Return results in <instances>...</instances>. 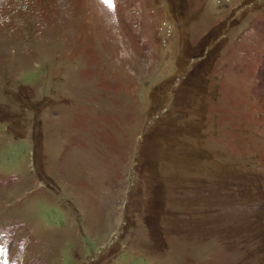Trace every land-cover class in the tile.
<instances>
[{"label":"rangeland","instance_id":"obj_1","mask_svg":"<svg viewBox=\"0 0 264 264\" xmlns=\"http://www.w3.org/2000/svg\"><path fill=\"white\" fill-rule=\"evenodd\" d=\"M0 264H264V0H0Z\"/></svg>","mask_w":264,"mask_h":264}]
</instances>
